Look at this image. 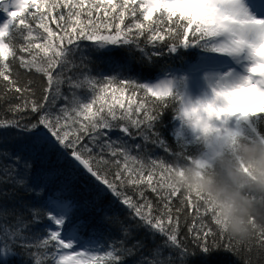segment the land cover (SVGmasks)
Returning <instances> with one entry per match:
<instances>
[{
    "label": "snow or ice",
    "instance_id": "obj_1",
    "mask_svg": "<svg viewBox=\"0 0 264 264\" xmlns=\"http://www.w3.org/2000/svg\"><path fill=\"white\" fill-rule=\"evenodd\" d=\"M193 48L194 62L154 81L134 69ZM257 68L264 76V0H0V264H192L220 251L253 264L172 175L200 151L179 121L207 130L202 114L215 117L218 137L234 122L185 85ZM169 109L177 148L157 127ZM261 122L235 118L264 142ZM236 243L264 255V227Z\"/></svg>",
    "mask_w": 264,
    "mask_h": 264
},
{
    "label": "clouds",
    "instance_id": "obj_2",
    "mask_svg": "<svg viewBox=\"0 0 264 264\" xmlns=\"http://www.w3.org/2000/svg\"><path fill=\"white\" fill-rule=\"evenodd\" d=\"M253 78L264 80L261 69L231 77L223 72L205 73L197 88L185 85L193 103H211L214 111L226 108L234 122L232 132L218 137L215 117L202 114L207 130L203 124L194 128L192 119L179 121L188 134L198 133L200 151L193 162L177 163L172 175L182 190L202 196L212 207L219 228L241 243L264 227V142L243 131V123L239 129L235 124L237 117L243 122L264 112V88L254 85ZM196 160L208 161L209 166L200 167Z\"/></svg>",
    "mask_w": 264,
    "mask_h": 264
},
{
    "label": "trees",
    "instance_id": "obj_3",
    "mask_svg": "<svg viewBox=\"0 0 264 264\" xmlns=\"http://www.w3.org/2000/svg\"><path fill=\"white\" fill-rule=\"evenodd\" d=\"M200 55V50L193 49H181L177 54H171L170 56H164L161 58H157L156 67L153 68H141L139 65H134V69L137 72L142 74V78L145 80L154 81L158 76H161L160 69L163 67L165 70H171L180 68L183 64L188 62H194L198 56ZM225 59V58H224ZM162 78V77H161ZM174 112L172 109L166 111L163 115L162 122L157 125L162 136L166 139L167 143L171 145L173 148H177V144L171 135L173 129L177 126V123L174 120ZM259 130L264 132V122L258 124ZM243 131H249L247 125L242 126ZM151 149V155L154 157H160L165 159L166 161L174 162V157L166 155L161 149L153 148L151 145L149 146ZM189 151L195 154V150L193 148H189ZM77 196L82 195L81 193H76ZM151 196L152 194L149 193ZM155 199V197H152ZM115 235V233H113ZM143 235V234H141ZM217 241H220V237H216ZM233 244L241 259H248L249 256L252 259L253 264H264V255H262L259 251L254 250L251 254L240 252V245L233 240ZM127 264H132V260L129 259ZM192 264H238L237 257L232 255L230 252L220 251L215 252L208 257H198L196 260L192 262Z\"/></svg>",
    "mask_w": 264,
    "mask_h": 264
},
{
    "label": "rangeland",
    "instance_id": "obj_4",
    "mask_svg": "<svg viewBox=\"0 0 264 264\" xmlns=\"http://www.w3.org/2000/svg\"><path fill=\"white\" fill-rule=\"evenodd\" d=\"M221 59H223V58H221Z\"/></svg>",
    "mask_w": 264,
    "mask_h": 264
}]
</instances>
